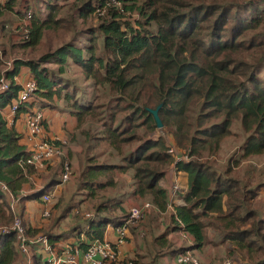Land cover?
<instances>
[{
	"label": "trees",
	"instance_id": "trees-1",
	"mask_svg": "<svg viewBox=\"0 0 264 264\" xmlns=\"http://www.w3.org/2000/svg\"><path fill=\"white\" fill-rule=\"evenodd\" d=\"M110 1L125 12L136 13L135 25L124 21ZM99 11L106 16L96 28L76 29L77 21L88 23ZM28 13L27 33L22 34L19 25L15 30L20 33L0 45V79L8 85L0 92V184L18 198L16 213L28 238L44 236L52 248L63 242L85 252L93 241L104 240L108 227L117 228L126 221L128 200L153 206L146 220L155 210L162 217L159 212L166 210L168 192L160 182L173 165L187 175V188L178 196L175 215L163 217L161 231H149L152 251L120 258L117 264H156L158 259H175L187 250L201 253L218 245L208 229L220 237L219 244L230 245L228 258L234 257L239 264H264V219L253 208L264 181L251 186L252 179L243 182L234 173L241 163L264 155L263 2L6 0L0 18L13 15L22 24ZM69 32L73 33L70 41L43 46L48 34L60 40ZM5 61H11L10 68L6 69ZM70 65L95 89L106 87L110 100L97 103L68 81ZM23 69L27 78L21 82ZM28 80L35 82L36 90L19 106L9 126L7 114ZM159 105L161 131L170 137L172 146L187 154L188 161L174 163L167 154L166 138L152 135L156 126L148 109ZM59 108L75 119L79 129L91 120L100 122L98 135L89 137L97 154L86 159L75 177L82 197L78 204L91 201L92 216L60 234L50 224V212L47 218L42 216L50 203H43L42 196L62 183L63 163L73 150L68 149L66 156L63 146L62 156L46 161L37 171L26 164L31 145L16 127L17 123L25 126V115L33 110L43 114ZM45 123L43 114L44 131ZM233 126L243 135L239 156L230 157L219 171L212 158L227 137L236 135ZM83 134L88 138L91 133L83 130ZM110 150L109 157L117 161H101ZM45 176L48 179L41 189L19 197L23 189L34 190L36 177ZM123 176L131 182L130 190L119 193ZM28 202L42 206V226L32 227L23 219ZM71 210L69 205L57 221ZM13 217L8 196L0 188V227L11 225ZM145 219L138 228L146 224ZM176 232H184L192 245L184 247V239L177 245L168 237ZM19 258L14 232L0 233V264H18ZM32 264L49 263L32 253Z\"/></svg>",
	"mask_w": 264,
	"mask_h": 264
},
{
	"label": "rangeland",
	"instance_id": "rangeland-1",
	"mask_svg": "<svg viewBox=\"0 0 264 264\" xmlns=\"http://www.w3.org/2000/svg\"><path fill=\"white\" fill-rule=\"evenodd\" d=\"M217 1L223 4V3H227L232 0H217ZM237 1H240V0H237ZM260 1L263 2V7H264V0H260ZM109 4L110 6L115 7L117 10H119V13L123 15L124 17L123 20L126 21L127 23L130 22L132 26L135 25L134 23L135 20L139 19V16L136 13L125 12L123 8L120 5H117L115 2L110 1ZM98 14L99 15L93 16L88 21V23L82 24V22L77 21L76 29L86 30V28L88 27L96 28V26L100 22L99 19L100 18L105 19V16H106L105 11H99ZM19 25H20V21H18L17 18L15 19L13 15H4L0 18V45L6 44L8 42V38L13 34L17 35L20 32L24 34L22 29H19L20 32L15 30L17 26L19 27ZM1 26H4V30H1ZM72 34H73L72 32H69V34H67L66 36H60V40H57V38L51 37L52 35L48 34L47 39L45 40V43L43 44V46H48V43H50L53 47H55V46L60 45L62 42H68L70 41ZM98 42L100 43V39ZM261 76L264 77V73H262ZM65 78L68 81L75 83L76 86L82 88V90L87 92L90 97H95L97 99V103L105 104L107 101L110 100V96L108 95V90L106 87L105 88L97 87L95 89V87L92 86L91 82L89 81L85 82L83 77L79 74L78 70L72 67V65L68 67V73L65 76ZM97 125L98 127L100 126V122L97 120H91L90 122L86 124V127L83 130L84 131L88 130V133H91V134L93 133V135L91 134L90 136L88 135L87 136L88 138H86V135H84L83 132L79 129H73L72 131L67 132L66 136H64L66 137V139H68L67 146L65 147V151H67L70 148L73 149L74 147H80L83 150L84 148H87V147L90 148L89 142L91 140H89V137L92 138L98 135V130L96 129ZM61 131L66 133L65 129H61ZM232 131L236 133V135L227 137L223 141L221 151L216 156V158L213 159L215 163L214 166L219 171H222L225 168L226 162L230 157L235 156L237 159L239 156L238 148L243 141V135L240 133V131L237 129L236 126H233ZM152 135L156 137L166 138L167 144L172 146L170 142L171 141L170 137L167 136L163 131H161V129L156 128L153 131ZM169 148L171 147H168V149ZM172 148L175 150L177 155H181L180 153L182 151L177 150L174 146ZM100 150L104 151L102 147H100ZM110 152H112V150L107 151L106 155L104 156V158L101 159V161L108 159L111 162H116L117 161L116 157L114 156L109 157ZM91 154L92 152H90V155ZM74 156H75V159H77L76 162L79 163L81 161L79 156L77 154H73V157ZM171 158L174 160L173 156ZM68 161L70 162V160H67V162ZM81 165H83V159L81 161ZM75 173H76V170L74 171V175ZM234 173L236 177L241 179L243 182H246L248 179H252L250 183L251 186H255L258 182H263L264 181V155L261 157L254 158L248 163L246 162L241 163V165L234 170ZM121 181H122L121 184H123V187L122 189L119 188L118 192L123 193L127 190L129 192L130 190L129 185L131 182H129L126 176H123ZM67 183H70L72 185V188L70 191L66 190L65 186L62 185L60 188L59 195H53L52 191L48 193L51 197L50 203L48 205V210L50 212V218H51L50 224L54 225V227H58L59 229H61V231H64V232L69 231L73 226H75L78 223H83L85 218H89L92 216L91 215L92 214L91 212L92 202L91 201L89 200L84 201V204H82L81 206L78 204L79 200L82 197L78 195L75 178L73 177L72 180H70ZM181 184H182V187H185L183 181L181 182ZM36 185H38V180L33 181V186L36 187ZM178 185L180 187L179 183ZM182 187L180 188L182 189ZM109 195H111L110 192L105 194V196H109ZM69 205L72 206L71 212H68L65 215V217L60 219V221H57L58 217L62 215L63 210L66 209ZM19 207L20 206L17 204L16 212L17 210H19ZM253 208L259 213L260 217L264 219V188L262 190V193L259 195V198L253 202ZM161 229H162L161 227L155 229V233L161 231ZM207 232L209 233L210 238H212V240H214V242L218 245H216V247L212 246L211 248H207L206 250H204L205 251L204 253L202 252L203 254L192 252V255L198 259L199 263L200 264H222L225 260H230L233 264H239L238 260L237 259L235 260L234 257L230 259L226 256V249L229 248L230 245L228 243L219 244L220 237H218L217 233L209 229L207 230ZM183 245L184 247L189 248L187 243H184ZM40 252L45 259L50 257V255L44 252L43 249H41ZM156 264H176V263L172 259H165V260L158 259Z\"/></svg>",
	"mask_w": 264,
	"mask_h": 264
},
{
	"label": "built area",
	"instance_id": "built-area-1",
	"mask_svg": "<svg viewBox=\"0 0 264 264\" xmlns=\"http://www.w3.org/2000/svg\"><path fill=\"white\" fill-rule=\"evenodd\" d=\"M31 19V14H26L23 19L21 29L27 33L28 21ZM26 38V36H25ZM6 69L10 68L11 61L5 62ZM8 88L6 80L2 77L0 79V92L5 91ZM36 90V84L33 80H28L22 84L21 91L18 95L16 103H14L9 110L10 124H13L14 116L21 104L27 102L31 95ZM43 114L37 110H33L25 115V129L27 131V138L31 145L30 155L26 160V164L34 167L37 171L42 170L45 166L46 161L62 156L63 145H58L54 140L47 137L43 125ZM171 147L167 150L169 156L174 157V163L179 161H188L189 158L186 153H180L177 155L175 150ZM213 159V158H212ZM72 176V168L68 162L63 163L61 182L65 183L70 180ZM0 188L8 196L11 210L13 211L14 217L11 225L0 227V233H11L14 232L16 236V247L19 255L23 258L24 264H32L31 249L33 246H41L44 252L51 254L52 248L48 243V240L44 236H37L35 239H30L26 235V231L22 225V220L16 213V204L18 198H16L10 191L0 184ZM180 188L178 185H173L169 192V198L175 197ZM43 203L50 202V195L42 196ZM153 206L150 203H143L139 206H133L128 211V218L119 227L114 228L117 234V243L112 244L105 240L93 241L89 244L85 252H82L77 247L66 246L62 249L60 258L53 260L52 258L47 260L49 264H117L119 261V255L117 246L125 243L130 236L131 229L137 227L139 222L143 221L146 217V212L152 209ZM167 208L172 210L171 201L168 200ZM42 216L47 218L49 211L45 208L42 212ZM180 241L185 240L188 246H191V239L184 233L178 232ZM176 264H200L198 259L192 255V251L187 250L185 252L178 253L175 257ZM222 264H233L230 260H225Z\"/></svg>",
	"mask_w": 264,
	"mask_h": 264
},
{
	"label": "crops",
	"instance_id": "crops-1",
	"mask_svg": "<svg viewBox=\"0 0 264 264\" xmlns=\"http://www.w3.org/2000/svg\"><path fill=\"white\" fill-rule=\"evenodd\" d=\"M5 1L6 0H0V12H2V10L4 8ZM14 17H15V19L17 18L16 16H14ZM17 19H18V21H20V18H17ZM5 62H8V61H5ZM5 62H4V64H5ZM26 76H27V74L25 73V69H23L21 71V76H20L21 78L19 79V81L24 82L27 78ZM60 104L61 103H57V105H59L61 108ZM60 108L58 110H53V111H51V110L43 111L44 117L46 119V123H45L46 124V131H45V133L49 139L54 140L57 144L59 143V144L63 145L64 150H65V147L67 146L68 139H66V137H64V136H66L67 132H70L73 129H79V128H77V124H76L75 119L73 117L69 116L66 112L61 111ZM7 121H8V125L11 126L12 124H10L11 120H10L8 114H7ZM13 124H14V122H13ZM16 127L20 133H23V136L25 137L24 138L25 142L28 143L29 140L27 138V131L25 129V126L21 123H17ZM85 127H86V124H84L79 130H81L83 132V129H85ZM98 128L99 127L97 125L96 129H98ZM61 129H65L66 133L62 132ZM22 143H23V141H22ZM89 145H90V148L87 147V148H84V150L81 149L80 147H74L73 148L74 150L71 148L73 150V153L69 159L70 160L69 163H70L71 168H72V176H71L70 180H72L73 177L75 178L78 175V173L81 170H83L87 158L93 157L97 154L96 149L93 148V142L92 141L89 142ZM90 152H92L91 155H90ZM65 153H66V151H65ZM73 154H77L81 161L83 159V165H81V161L79 163L76 162L77 159H75V156L73 157ZM66 156H68L67 153H66ZM213 159H215V158H213ZM75 170H76V173L74 175ZM38 171H41V170H38ZM47 179H48V177H46V176L43 178H40V179L36 177L35 181L38 180V185H36V187H34V190L29 189V188L23 189L19 193V197L29 195V194L33 193L34 191L41 189L43 186V183L46 182ZM182 181L184 182L185 187H182V184H181ZM178 183L180 184V187H182V189L179 187ZM175 184L178 185L180 190L178 191V193L176 194V196L174 198L173 197L169 198L170 189H172L173 185H175ZM62 185L65 186V189L69 190V191L72 188V185L70 183H67V182L61 183V184L55 186L54 188H52V190H51L52 194L53 195H59L60 194V188ZM160 185L164 189L167 190L168 200L171 201L172 207L174 209L175 205L180 204V200L178 199V196L183 194L187 188V175L184 172H177L172 165L167 170V173L164 176V178L161 180ZM47 195H49V194H47ZM141 204H143V202L128 200V210L130 209V207L139 206ZM24 207H25V212L23 214V219L32 227L42 226L41 225L43 223V220H41L42 206L39 205L37 202H28V203H25ZM45 208H47V207H45ZM155 211L158 212L157 210H155ZM174 211H175V209H174ZM156 212H154V213L157 214ZM154 213L152 215V218H148V216H147V220L145 219L146 224H143L144 228L143 227L142 228H138V227L133 228V230L131 231L130 236L126 240V242L119 244L117 246L119 259L120 258H126V257L134 258L138 254H140L142 256L146 255L149 252V250L152 248L151 244H150L151 240H150V236H149V231L155 232V229H157L159 227L162 228V225H163L162 223L164 222L163 217H165V216L167 217L170 214L173 216L175 215V213L167 207H166L165 212H162V213L159 212L162 217H157ZM56 230H55V233H58V234L64 232V231H61V229H59V228H57ZM208 235H209V233H208ZM168 237L171 240H173L177 245L180 246L182 244L180 239H179L178 232L171 233V234H169ZM104 240L109 242V243H112V244L117 243V234H116L113 227L107 228ZM211 240H212V238H211ZM212 241H214V240H212ZM65 246H66L65 243L60 242V243L56 244V248L51 247L52 253L49 254L50 257H48L47 259H45L40 252L41 246H39V245L33 246L32 249L34 252L31 249V255H32V253H35L36 255L41 256L45 262H47V260L50 258H52L53 260H56V259L60 258L62 248ZM188 247H190V246H188ZM206 249H204V250H206ZM204 250L202 251L203 253L205 252ZM151 251H152V249H151ZM202 252L199 254H203ZM196 253H198V252H196ZM167 259H172V258H167ZM162 260H165V259H162ZM172 260H174V262H175V259H172ZM18 264H24V260L21 256L19 258Z\"/></svg>",
	"mask_w": 264,
	"mask_h": 264
},
{
	"label": "water",
	"instance_id": "water-1",
	"mask_svg": "<svg viewBox=\"0 0 264 264\" xmlns=\"http://www.w3.org/2000/svg\"><path fill=\"white\" fill-rule=\"evenodd\" d=\"M160 107L161 106L159 105L155 109H148V113L152 116L157 129H162V127H163L162 122H161L159 115H158V111H159Z\"/></svg>",
	"mask_w": 264,
	"mask_h": 264
}]
</instances>
